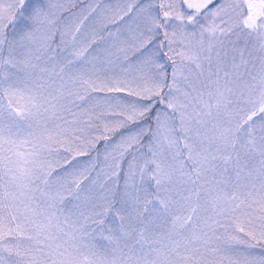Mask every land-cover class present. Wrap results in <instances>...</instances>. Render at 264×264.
<instances>
[{
	"label": "rangeland",
	"instance_id": "rangeland-1",
	"mask_svg": "<svg viewBox=\"0 0 264 264\" xmlns=\"http://www.w3.org/2000/svg\"><path fill=\"white\" fill-rule=\"evenodd\" d=\"M0 0V264H264V0Z\"/></svg>",
	"mask_w": 264,
	"mask_h": 264
},
{
	"label": "water",
	"instance_id": "water-1",
	"mask_svg": "<svg viewBox=\"0 0 264 264\" xmlns=\"http://www.w3.org/2000/svg\"><path fill=\"white\" fill-rule=\"evenodd\" d=\"M215 2L216 0H183L182 6L186 11L201 13Z\"/></svg>",
	"mask_w": 264,
	"mask_h": 264
}]
</instances>
